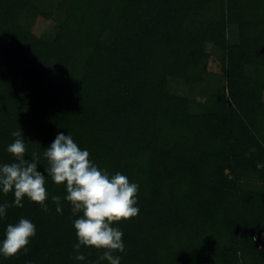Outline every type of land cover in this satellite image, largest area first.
<instances>
[{"label": "trees", "instance_id": "obj_1", "mask_svg": "<svg viewBox=\"0 0 264 264\" xmlns=\"http://www.w3.org/2000/svg\"><path fill=\"white\" fill-rule=\"evenodd\" d=\"M19 129L48 211L6 210L0 241L21 218L36 235L0 264H108L75 259L78 216L45 171L58 133L138 185L121 264H264V0H0V165Z\"/></svg>", "mask_w": 264, "mask_h": 264}, {"label": "clouds", "instance_id": "obj_2", "mask_svg": "<svg viewBox=\"0 0 264 264\" xmlns=\"http://www.w3.org/2000/svg\"><path fill=\"white\" fill-rule=\"evenodd\" d=\"M16 139L9 144L7 152L16 162L0 165V189L4 194L13 193L14 203L0 205V218L6 216L10 207L22 208L27 198L48 211L46 176L37 170L39 155L32 153L25 159L26 145L22 131H14ZM48 177L58 186L66 188L65 200L70 204L74 216L73 226L78 243L74 245L78 261L85 260L81 247L102 251L100 260L108 264H121L120 257L125 249L123 232L114 225L126 222L139 213L137 205L138 185L131 183L126 175L117 172L109 175L90 159V153L82 150L70 134L58 133L51 145L44 149ZM257 168L264 165L257 164ZM57 213L62 212L59 196H53ZM36 227L29 220L21 218L18 223L8 224L4 238L0 241V255L12 258L26 251Z\"/></svg>", "mask_w": 264, "mask_h": 264}, {"label": "rangeland", "instance_id": "obj_3", "mask_svg": "<svg viewBox=\"0 0 264 264\" xmlns=\"http://www.w3.org/2000/svg\"><path fill=\"white\" fill-rule=\"evenodd\" d=\"M55 24L52 20H44L42 18L40 19H36L33 26H31V29L34 33H36L37 35H41L43 33L46 32H51L54 30ZM218 66H215L214 68H216Z\"/></svg>", "mask_w": 264, "mask_h": 264}]
</instances>
